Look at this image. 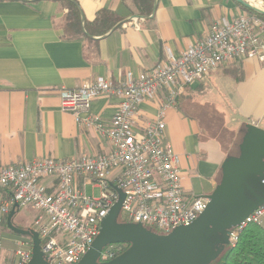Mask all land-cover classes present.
I'll use <instances>...</instances> for the list:
<instances>
[{
	"label": "crops",
	"instance_id": "crops-1",
	"mask_svg": "<svg viewBox=\"0 0 264 264\" xmlns=\"http://www.w3.org/2000/svg\"><path fill=\"white\" fill-rule=\"evenodd\" d=\"M70 1L80 9L85 32L86 23H93L101 10H110L121 20L106 34L64 39L62 25L69 9L63 0H0V168L45 157L110 152L102 136L61 109L60 90L97 77L119 81L129 74L142 76L168 51L181 53L217 23L245 12L236 0H155L153 13L138 18L133 0ZM260 1L264 9V0ZM133 18L138 28L129 23ZM204 89L207 96L202 95ZM217 94L221 103H233L234 123L242 119L244 125H239L264 130V61L244 58L221 66L203 82L187 87L168 110L166 140L181 157L183 186L190 196L208 195L209 186L214 191L231 152L217 138H205L200 122L185 111L219 99ZM165 100L162 91L141 105L139 129L155 119ZM119 104L117 98L103 96L93 102L92 112L110 121ZM18 238L7 237L14 255ZM9 259L4 253L1 262Z\"/></svg>",
	"mask_w": 264,
	"mask_h": 264
},
{
	"label": "built area",
	"instance_id": "built-area-1",
	"mask_svg": "<svg viewBox=\"0 0 264 264\" xmlns=\"http://www.w3.org/2000/svg\"><path fill=\"white\" fill-rule=\"evenodd\" d=\"M262 8L260 0H245ZM130 24L139 27L137 18ZM264 61V19L244 12L223 20L179 54L168 51L149 72L113 81L105 77L60 90L61 109L96 131L110 145L105 154L55 159L45 157L0 168V225L13 209H35V229L48 264H77L101 232L102 221L121 203L128 219L158 234H169L196 221L207 209V196L185 192L181 157L166 140L167 112L186 88L203 82L223 65L240 59ZM166 93L153 121L138 128L143 103ZM115 97L117 114L104 121L93 102ZM91 189L92 193H88ZM99 190V196L94 195ZM124 198H121V195ZM254 224L264 229V204L230 232L235 245L240 231ZM1 244V243H0ZM122 244L105 247L99 261L120 255ZM16 264H30L33 241H15Z\"/></svg>",
	"mask_w": 264,
	"mask_h": 264
},
{
	"label": "water",
	"instance_id": "water-1",
	"mask_svg": "<svg viewBox=\"0 0 264 264\" xmlns=\"http://www.w3.org/2000/svg\"><path fill=\"white\" fill-rule=\"evenodd\" d=\"M236 1L264 14V9L245 0ZM247 128L243 140L249 141L250 146L238 158L224 161L222 180L212 193L206 195L210 202L196 221L179 226L169 234H158L149 229L144 231L141 224L134 228L117 227L113 222L115 210L121 207V203H117L102 221L100 234L77 264H211L220 256L224 245L230 243V229L241 225L264 204L262 195L245 178L249 171L264 174V130L254 125ZM121 198H124L123 194ZM15 212L13 209L8 217V227L16 234L32 238L30 264H48L39 233L15 226ZM113 244H128L129 247L110 261H99L103 249Z\"/></svg>",
	"mask_w": 264,
	"mask_h": 264
},
{
	"label": "rangeland",
	"instance_id": "rangeland-1",
	"mask_svg": "<svg viewBox=\"0 0 264 264\" xmlns=\"http://www.w3.org/2000/svg\"><path fill=\"white\" fill-rule=\"evenodd\" d=\"M204 93L202 95L207 96V90L204 89ZM222 98H225L224 93H220ZM204 96V97H205ZM219 97L216 100L209 101L208 104L201 102V106L195 105L191 107V109L185 108V111L190 114V116H194L200 122L202 126V135L205 138H217L218 140L222 141L226 148L231 150V152L226 157L225 161L231 158H238L242 151L247 149L250 146L249 141L243 140L245 138L246 128L239 124H243L242 119H237L236 123L235 120L232 121L233 118H237L234 115V111L232 107L234 106L233 103L229 104V102L221 103L219 100L221 96L217 94ZM223 171L221 170L218 173L217 179L220 182L222 180ZM246 180L251 184L256 192H258L264 198V174H259L254 171H249L245 174ZM242 185V184H241ZM213 189L212 186H209L207 194L209 195L212 193ZM88 193H92L91 189H89ZM99 190H95L94 195L99 196ZM36 215H38V211L35 209L30 210H20L16 212L14 217V225L22 228V229H35V219ZM113 222L117 227H131L134 228L137 226L136 223L130 221L128 219V215L126 212L121 208L118 207L113 215ZM232 227L230 230H232ZM147 227L143 226V230L147 231ZM16 238L17 236L22 237L20 235L14 234L13 232L9 231L6 226L0 227V242L2 244V248H0V264H9L17 260V256L15 257L13 249V242L8 240L7 237ZM4 253L8 256L9 262L4 261L1 262V258L3 257Z\"/></svg>",
	"mask_w": 264,
	"mask_h": 264
},
{
	"label": "trees",
	"instance_id": "trees-1",
	"mask_svg": "<svg viewBox=\"0 0 264 264\" xmlns=\"http://www.w3.org/2000/svg\"><path fill=\"white\" fill-rule=\"evenodd\" d=\"M133 1L136 8L138 9V16L147 17L153 13L155 0ZM63 2L64 5L69 9V12L62 25L64 39H77L84 36L91 38L90 35H96L95 33H101V35L106 34L121 20L110 10L104 9L99 12L93 23H86L87 32H85L82 26L81 12L78 5L74 1L70 0H63ZM242 8L245 12L264 19L263 13L251 10L243 5ZM247 129L248 128L246 126V131ZM8 217L9 215L4 218L1 226L5 225L9 231L13 232L8 227ZM22 237L33 241L29 236ZM121 246L122 251L120 254H122L129 247L128 244H122ZM211 264H264V229L257 225L249 224L240 231L238 241L235 243V245L230 243L224 245V249L220 256Z\"/></svg>",
	"mask_w": 264,
	"mask_h": 264
},
{
	"label": "bare ground",
	"instance_id": "bare-ground-1",
	"mask_svg": "<svg viewBox=\"0 0 264 264\" xmlns=\"http://www.w3.org/2000/svg\"><path fill=\"white\" fill-rule=\"evenodd\" d=\"M257 7H259V6L257 5Z\"/></svg>",
	"mask_w": 264,
	"mask_h": 264
}]
</instances>
